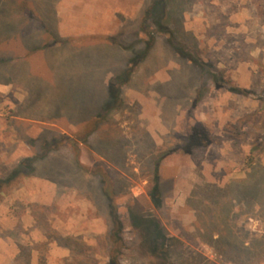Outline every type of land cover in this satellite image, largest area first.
Instances as JSON below:
<instances>
[{
  "label": "rangeland",
  "instance_id": "1",
  "mask_svg": "<svg viewBox=\"0 0 264 264\" xmlns=\"http://www.w3.org/2000/svg\"><path fill=\"white\" fill-rule=\"evenodd\" d=\"M12 1L0 0V264L263 263L264 0H14L19 16ZM156 3L158 26L145 16ZM99 66L116 107L81 143L87 126L66 121L96 102L82 73ZM131 213L175 244L147 249Z\"/></svg>",
  "mask_w": 264,
  "mask_h": 264
},
{
  "label": "trees",
  "instance_id": "2",
  "mask_svg": "<svg viewBox=\"0 0 264 264\" xmlns=\"http://www.w3.org/2000/svg\"><path fill=\"white\" fill-rule=\"evenodd\" d=\"M14 4L16 6V2L13 0L12 2H9ZM11 10V8H9ZM8 8H4V7H0V15L1 13H8ZM15 12L17 13V15H21L22 11H24V9L19 8L18 6L14 7ZM159 9H160V4L156 3L153 8L145 13V16L147 19L150 18H154L155 20V24L158 26L160 25V21L158 19L159 17ZM27 16H29V14H27ZM146 53L142 54V55H136L134 58L133 62H138V60H141L145 57ZM0 62H2V58L0 56ZM127 79L123 78V75H117L116 77V82L119 83H124ZM105 91H106V96H107V100H104V103L101 107V111L95 116L93 117V119L86 125L87 128L85 129L86 131V135L85 138H83L81 140V143H86L87 139L96 134L99 131V125L104 122L107 117L109 116V113L116 107V98H117V94H118V90L115 87V84L110 83L108 85H106L105 87ZM85 126V127H86ZM84 127V126H83ZM200 138L197 137L196 134L191 135L190 137V145L194 144L195 142H199ZM77 152V151H76ZM79 154L77 153V155H75V163L77 164V167L83 171L84 167L80 166L79 164V159H78ZM29 163H33V161L29 162ZM157 167L155 168L154 171V180H155V184H154V188H153V192H152V197L154 199V201H156L157 199V195H158V175H157ZM254 173H250L247 174L244 179L242 180V182H240V189L243 188V185H245L246 182L251 181L253 178ZM102 180L103 183L106 184V180H108V178L106 176H102ZM103 184V185H104ZM245 187V186H244ZM111 190V191H110ZM104 194L107 198V201L109 203V207H110V213H109V237L110 239H112L115 242L120 241V230H121V225L116 217L115 214V209L112 205V189H109L107 191V189H103ZM244 194V193H243ZM131 222L133 223L134 226H136L137 228L140 229V231H142V234L144 236V246L147 249H150V251H152L153 253L157 254V253H164L163 252V248L165 246H167L168 242H173V244H175L176 239L171 238V237H166L163 229L160 227L159 223L156 220H151V219H143L139 216H137L134 213H131Z\"/></svg>",
  "mask_w": 264,
  "mask_h": 264
},
{
  "label": "crops",
  "instance_id": "3",
  "mask_svg": "<svg viewBox=\"0 0 264 264\" xmlns=\"http://www.w3.org/2000/svg\"><path fill=\"white\" fill-rule=\"evenodd\" d=\"M109 73L110 72L105 71V69L102 66L96 67L92 70H88L82 73L85 79L84 81L86 83V87L87 89H89V91H86V93H88L91 97L92 95L95 94L93 97L96 98V102L92 105L91 108H88L84 113H82V116L78 120L67 119L66 116H63L65 117L64 119H67V121L66 120L65 121L71 128L73 127L74 129H76L77 127L86 126L93 119V117H95L99 113V111H101V107L104 103V99L106 96L105 81L107 78V74ZM39 115L46 117V119H52V118L61 119L57 115L52 116L49 114L47 115L40 113ZM42 120L43 119H41V121ZM100 128L101 127L99 126L98 129L100 130Z\"/></svg>",
  "mask_w": 264,
  "mask_h": 264
},
{
  "label": "built area",
  "instance_id": "4",
  "mask_svg": "<svg viewBox=\"0 0 264 264\" xmlns=\"http://www.w3.org/2000/svg\"><path fill=\"white\" fill-rule=\"evenodd\" d=\"M261 264H264V262H263V263H261Z\"/></svg>",
  "mask_w": 264,
  "mask_h": 264
}]
</instances>
